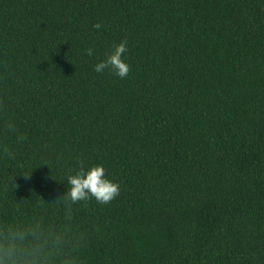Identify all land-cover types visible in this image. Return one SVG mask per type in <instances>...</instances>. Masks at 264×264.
<instances>
[{
    "label": "trees",
    "instance_id": "16d2710c",
    "mask_svg": "<svg viewBox=\"0 0 264 264\" xmlns=\"http://www.w3.org/2000/svg\"><path fill=\"white\" fill-rule=\"evenodd\" d=\"M98 164L119 196L71 203ZM0 252L264 264V0H0Z\"/></svg>",
    "mask_w": 264,
    "mask_h": 264
},
{
    "label": "clouds",
    "instance_id": "9594fccd",
    "mask_svg": "<svg viewBox=\"0 0 264 264\" xmlns=\"http://www.w3.org/2000/svg\"><path fill=\"white\" fill-rule=\"evenodd\" d=\"M94 29L102 28L101 24H95ZM127 39L114 45L112 50L105 55V58L100 60L94 67V71L102 74L105 71L112 75L125 79L130 71L128 63L124 59V55L128 52ZM89 56L94 55V49H87ZM9 131L13 130V125L8 124ZM21 140L23 137L20 138ZM7 152V150H5ZM11 155V153H7ZM69 188L66 195L71 203L89 200L94 198L99 204L106 205L113 201L120 194V185L109 179L105 174L103 165H94L90 167H81L79 171L67 177ZM0 264H12L8 259L7 252H0ZM19 264V261L15 262Z\"/></svg>",
    "mask_w": 264,
    "mask_h": 264
}]
</instances>
